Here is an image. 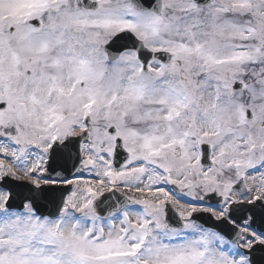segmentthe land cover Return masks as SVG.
Returning a JSON list of instances; mask_svg holds the SVG:
<instances>
[{"label":"snow or ice","instance_id":"1","mask_svg":"<svg viewBox=\"0 0 264 264\" xmlns=\"http://www.w3.org/2000/svg\"><path fill=\"white\" fill-rule=\"evenodd\" d=\"M0 264H264V0H0Z\"/></svg>","mask_w":264,"mask_h":264}]
</instances>
